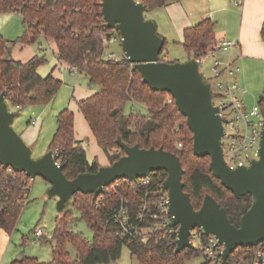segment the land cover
<instances>
[{
	"label": "trees",
	"instance_id": "16d2710c",
	"mask_svg": "<svg viewBox=\"0 0 264 264\" xmlns=\"http://www.w3.org/2000/svg\"><path fill=\"white\" fill-rule=\"evenodd\" d=\"M139 1L151 11L180 0ZM101 3V0H0V14L21 12L25 27L23 36L13 43L0 35V94L6 91L9 107L16 109L52 102L62 82L53 75L45 78L39 75L38 69L48 62L46 57L35 56L23 63L12 59V51L16 45H31L40 37L53 40L58 60L86 76L89 87L98 88L96 94L79 101L77 106L98 146L108 155L110 165L124 156L117 145L119 138L131 147L163 148L174 153L180 158L185 171L184 191L190 195L194 209L199 211L205 197L210 195L226 210L231 223L239 227L241 218L252 206L251 196L236 199L209 171L210 158L194 155L193 134L172 95L152 91L135 66L124 57L118 61L103 58V36L107 31L100 27ZM215 27L216 24L207 19L184 31L182 45L188 60L200 59L215 46ZM261 37L264 41V25ZM166 44L165 41V47ZM165 47L161 54L163 62ZM128 104L144 105L148 114L134 110L126 113ZM118 150L122 153L113 157L112 154ZM49 151L59 152L57 160L69 180L80 174L96 173L100 168L96 161L89 163L83 142L77 140L75 115L70 109L58 115L57 130ZM152 177L157 183L158 180L162 183L167 174L157 172ZM30 181L24 174L9 177L0 168V229L8 235L16 231L26 206L22 183L30 184ZM121 194L136 206L144 198V193L132 190L123 189ZM92 198V195L79 193L71 203L93 232V244L73 230L72 212L65 209V213L57 219L53 233L52 261L41 263L24 257L11 264H112L121 258L124 246L130 249L139 264H185L201 253L198 249H186L176 255L175 247L170 249L154 240L148 244L127 245L116 236V229L110 223L111 209L118 206L119 200L115 195H106L105 201L98 207V201L93 203ZM40 241L46 242L43 238ZM70 245L77 252L75 259L68 250ZM241 251L243 248H239L236 254Z\"/></svg>",
	"mask_w": 264,
	"mask_h": 264
},
{
	"label": "water",
	"instance_id": "95a60500",
	"mask_svg": "<svg viewBox=\"0 0 264 264\" xmlns=\"http://www.w3.org/2000/svg\"><path fill=\"white\" fill-rule=\"evenodd\" d=\"M104 30H114L121 37L124 58L139 71L143 82L154 92L172 95L179 112L186 118L193 134V152L198 158L209 157V171L236 199L251 196L252 206L241 218L239 227L233 225L225 209L207 195L199 211L194 209L190 195L184 191L183 169L180 158L163 148L141 149L125 144L121 138L117 145L124 156L96 173H85L69 180L63 166L49 151L39 159L14 130L16 113L10 110L7 92L0 94V165L11 167L16 173L34 180H45L50 188L49 198L57 199L59 214L76 194L92 195L95 203L106 189L120 180L135 182L157 172L167 178L162 191L168 194L171 217L169 227L178 228L175 254L196 249L191 232L202 229L206 236H214L225 250V263L239 248L256 247L264 242V123L261 131L258 158L249 165L232 168L224 158L225 129L219 108L212 103V88L205 75L199 72L198 61L163 62L161 54L165 41L156 32V25L146 20L148 6L139 0H101Z\"/></svg>",
	"mask_w": 264,
	"mask_h": 264
},
{
	"label": "built area",
	"instance_id": "2783aa9c",
	"mask_svg": "<svg viewBox=\"0 0 264 264\" xmlns=\"http://www.w3.org/2000/svg\"><path fill=\"white\" fill-rule=\"evenodd\" d=\"M16 14L22 17L21 12ZM104 24L103 17L101 25ZM101 27V26H100ZM104 30V29H103ZM103 36L105 60L118 61L115 54L108 52L113 44L121 45V37L114 30H106ZM236 41H217L215 46L198 61L199 72L207 60H211L212 103L219 108L223 118L225 136L223 138L224 158L232 168L249 165L251 160L258 158L260 149L261 131L264 123V95L252 108H248L243 95L246 90L240 84L241 67L237 64L233 50L238 48ZM108 52V53H107ZM72 75L78 74L76 68L70 69ZM201 73V72H200ZM7 102L9 100L7 99ZM33 126L36 122L31 123ZM182 147L181 145L179 146ZM254 152V157L250 153ZM122 152L115 151L112 156H119ZM55 159L59 152L53 153ZM57 163L60 162L57 160ZM9 177H15L16 173L11 167L4 169ZM163 183H158L151 176L146 179H138L135 182L120 180L106 189L105 194L97 199L98 207L105 201V196L115 195L119 200L117 207L111 209L110 223L114 225L116 236L127 245L148 244L152 240L170 249L177 248L178 228L169 227L171 217L168 213V194L163 193ZM24 189L23 199L26 204L30 195V184L22 183ZM132 190L144 193L142 202L136 206L121 194V190ZM1 199V195H0ZM36 237L42 238L43 231H36ZM192 245L201 251L205 257L215 264H264V242L256 247L243 248V251L232 254L223 263L222 257L225 247L214 236H206L202 229L196 228L191 232Z\"/></svg>",
	"mask_w": 264,
	"mask_h": 264
},
{
	"label": "rangeland",
	"instance_id": "374dc122",
	"mask_svg": "<svg viewBox=\"0 0 264 264\" xmlns=\"http://www.w3.org/2000/svg\"><path fill=\"white\" fill-rule=\"evenodd\" d=\"M150 16L151 15L147 13L146 20H148ZM24 31L25 27L23 19L20 15L16 13L0 14V35H2L4 39L13 43L23 36ZM156 32L160 36L158 31ZM228 41L231 40L228 39ZM50 42L52 41H47L43 38L32 45H26V47L17 45L13 49V57L16 59L18 58L19 61H22L31 56L32 53H35V55L39 56V48H45L48 62L41 67L54 68V66L57 65V61ZM166 43L165 52L163 53L162 57L167 59L169 62H185L188 54L185 51L182 42L179 40H174V42L170 41ZM108 52L114 53L115 57L119 60L123 59L124 57L121 45L118 43L111 45ZM238 65L242 69L239 77L240 84L247 91L242 98L245 101L247 107L252 108L264 95V74L262 75L259 70L253 68V66H250V64H244V58ZM210 66L211 60H207L200 69V72L208 79L211 77ZM65 69L63 68L61 70L62 73H60L62 76L60 79L63 81V85L51 103L44 106H26L21 109H16L10 106V110L17 114V117L13 123V128L19 135H21V131L27 130L37 135L36 139H38V145L34 148H31L33 150V158L39 159L42 157L39 156L40 152L49 150V146L57 130L58 115L63 110L70 109L74 112V115L76 114L75 120L77 130L81 141L86 144L85 147L89 160L92 161V163L97 161L99 164L101 161H108V155L105 154L102 149H98L94 139H92V137L87 139V136H85L86 130L88 129L86 122L80 113L77 104H75L74 100H72L75 85H77L79 80L83 88L86 90L89 89L88 84L86 83V76L80 75L75 77ZM77 86L81 87L80 85ZM71 100L73 104H71ZM132 110L141 114H148V109L144 105L128 104L126 106L125 112L130 113ZM33 121L36 122L35 126L31 124ZM250 157H254V152L250 153ZM49 188L50 185L40 177L31 180L30 195L18 222L16 231L13 234L8 235L5 231L0 229V236H5L4 234H6V238H8L7 242L10 244L11 255L17 253L18 255H21V258H34L41 263H49L51 260L53 233L57 219L61 216V214H59L57 210V199L49 198L47 196V191ZM65 209L72 212L74 218V222L72 224L73 230L85 237V239L90 244H93L94 234L87 224L81 219L80 212L72 207L71 202L66 205ZM39 229L43 231V239L46 240V242H42L40 241L41 238L38 239L36 237V231ZM21 244L24 246L21 247ZM68 250L73 259L77 258V252L74 246L70 245ZM112 264L139 263L135 258L132 257L130 249L127 246H124L121 258ZM185 264L215 263L209 261L203 253H200L198 256L186 261Z\"/></svg>",
	"mask_w": 264,
	"mask_h": 264
},
{
	"label": "crops",
	"instance_id": "0c3cea01",
	"mask_svg": "<svg viewBox=\"0 0 264 264\" xmlns=\"http://www.w3.org/2000/svg\"><path fill=\"white\" fill-rule=\"evenodd\" d=\"M148 14L151 15L148 20L155 22L156 31H158L161 38H163L166 42H174V40H179L182 42V44L184 41V31L186 29L194 27L207 19L213 21L216 24L215 32L217 41L230 39L231 41H236L239 43L238 48L234 49L232 52V54L235 56L237 64H239L244 58V64H250V66H253V68L259 70L262 75L264 74V41L261 37V30L264 25V0H180L178 2L170 3L163 8L151 10L148 12ZM43 38L47 41H50V39L45 37H40L37 41ZM51 41L52 42L50 43L55 54L54 56L56 58L57 65H55L54 68L40 67L38 69V73L42 78L53 75L55 78L60 80L63 85V81L60 79L62 78L60 74L62 73L61 70L66 68L65 70H68L70 73V69L65 63H62L58 60L56 45L53 40ZM18 46L26 47V45L22 44H18ZM39 51V56L46 57L45 48H39ZM35 56L37 55L32 53L31 56L20 62L26 63ZM12 58L15 59V61H19L18 58L16 59L13 57V51ZM186 61H188V56L185 62ZM165 62L169 61L165 59ZM80 75L84 76L79 73L73 76L76 77ZM86 83L89 87L87 78ZM77 85L81 86L80 80L77 82ZM77 85H75L72 98L75 104L93 96L98 92V88L96 87H89V89L86 90L83 88V86L79 87ZM72 100L70 101L71 104H73ZM86 125L88 129L86 130L85 136H87V139L92 137V139H94L96 142L98 149L101 150L87 122ZM75 132L77 140L81 141L76 126V120ZM20 134L24 142L29 147L34 148L38 145V139H36L37 135L35 133L27 130L21 131ZM83 146L86 150V144H84V142ZM45 152L47 153L49 150L40 152L39 156H43ZM87 159L89 163H92V161L89 160L88 153ZM109 165L110 159L104 162L101 161L99 164L100 167ZM4 235L5 236H0V264H11L12 262L20 259L21 255H18L17 253L13 255L10 254V244L7 242L8 238H6V234ZM42 238H44V233ZM20 246L22 247L24 245L21 244ZM50 261H52V255Z\"/></svg>",
	"mask_w": 264,
	"mask_h": 264
}]
</instances>
